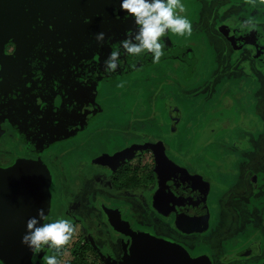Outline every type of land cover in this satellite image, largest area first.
Masks as SVG:
<instances>
[{"label":"flooded vegetation","instance_id":"1","mask_svg":"<svg viewBox=\"0 0 264 264\" xmlns=\"http://www.w3.org/2000/svg\"><path fill=\"white\" fill-rule=\"evenodd\" d=\"M201 1L198 15L193 16L197 23L192 25L199 36L171 33L175 42L192 51L191 75L184 65L170 62L169 69H153L151 74L150 83L159 92L151 90L145 77L133 79L118 95L105 87L98 97L109 103L107 118L39 153L26 148L13 126L0 122V169L16 160L46 166L53 203L41 222L67 218L75 229L60 251L32 252L31 264H43L46 255H55L59 264H128L127 239L113 232L109 222L177 243L192 254H205L211 264L264 262V97L256 96L251 86H264V27L259 25L264 24V11L242 8L243 14L237 6L235 13L231 9L237 4ZM239 78L248 80L251 87L246 92L234 89ZM192 81L195 86L186 88ZM139 90L151 94L144 99ZM240 96L243 102V97H253L249 103L253 126H245L244 119L237 127L242 137L225 134L214 143L217 157L195 158L193 129L183 125L180 103L165 97L210 105L213 97H231L237 104ZM206 145L200 152H206ZM175 173L184 180L182 189H176ZM161 179L170 180L166 196L161 194ZM191 189L198 195L204 230L186 234L177 229L175 213L190 207L181 202H186ZM14 203L7 215L0 207V223L8 227L17 225ZM209 231L214 232L213 245L195 249L192 239Z\"/></svg>","mask_w":264,"mask_h":264},{"label":"water","instance_id":"2","mask_svg":"<svg viewBox=\"0 0 264 264\" xmlns=\"http://www.w3.org/2000/svg\"><path fill=\"white\" fill-rule=\"evenodd\" d=\"M118 3L119 0H0V122L13 126L27 149L37 153L48 150L56 141L76 135L91 122L107 118L109 103L98 95L105 87L114 93L111 85L117 81L165 62L184 65L188 75L193 72L191 49L175 42L168 31L161 38L165 47L158 63H151L150 55L139 59L122 57L121 68L105 77L101 61L133 28L131 20L114 18L113 9H118ZM100 32L110 40L98 47L94 36ZM224 35L231 40L228 33ZM10 45L11 52L7 50ZM174 176L179 183L175 188L182 189L183 179L176 173ZM51 181L49 169L39 162L16 160L7 169H0V207L6 210L15 202L17 223L15 227L0 223L3 264H31L32 252L19 242L27 220L24 215L44 208L49 216L53 203ZM161 181L160 193L166 196L170 180ZM187 196L181 206L190 207L184 206V212L176 211L175 225L182 233H201L204 225L198 195L191 189ZM109 226L126 237L128 264H211L207 255L192 254L148 232L113 222Z\"/></svg>","mask_w":264,"mask_h":264},{"label":"clouds","instance_id":"3","mask_svg":"<svg viewBox=\"0 0 264 264\" xmlns=\"http://www.w3.org/2000/svg\"><path fill=\"white\" fill-rule=\"evenodd\" d=\"M113 12L115 19L131 20L133 28L101 61L100 69L105 77L121 68L122 57L139 59L150 55L151 63H158L165 47V40L161 38L168 31L177 36H187L192 32L191 22L183 15L185 6L182 0H119L118 9H113ZM94 40L100 47L101 42L106 45L110 37L105 39L104 33L100 32L95 34ZM44 217L45 209L39 208L35 216L25 221V230L19 242L30 252L43 249L60 251L73 237L75 229L69 219L41 222ZM0 264L3 262L0 261ZM43 264H59V261L55 255H46Z\"/></svg>","mask_w":264,"mask_h":264},{"label":"rangeland","instance_id":"4","mask_svg":"<svg viewBox=\"0 0 264 264\" xmlns=\"http://www.w3.org/2000/svg\"><path fill=\"white\" fill-rule=\"evenodd\" d=\"M260 1L262 3L264 2L262 0ZM201 2H202L201 0H183L182 1L184 6H186V9L183 15H185L188 18V20L191 22V25H193L194 23H197L198 18L197 17L195 18L193 16L198 15L200 7H201L200 6ZM221 2L222 3L231 2L233 4H237L236 8L234 7L233 9H231L232 12H235V13L238 12L237 6L239 7V13H243L241 11L246 8H249L250 12L252 11V9H254L256 12H259V13L264 11L263 10L264 7H262L263 5L260 6L259 3L261 2H259L258 0H229V1L221 0ZM246 2H248L249 5L243 6ZM249 2L251 3V5ZM256 2L258 4H256ZM259 25L264 27V24L262 23H260ZM191 35L199 36L198 34H195V32L193 31ZM169 64L170 62L161 63L160 65L152 69L158 70V68L161 69L164 66L167 69H169L170 68V66H168ZM153 71L154 70L135 73L134 75L128 78H125V80L123 81H119V82L117 81L116 83H113L111 85L113 92L116 95H118L120 92L122 93V90H125V87L129 86L132 83L131 81L133 79H141L145 77L147 78L149 84H151L150 78L152 77L151 74L153 73ZM193 81H194V78H193ZM193 81L190 87L188 86H185V87L193 88L195 86ZM238 81L240 83L237 84V88L233 87L234 89L246 92L247 89L252 86L256 96L264 97V86L262 87H257V85L250 86L248 84V80L243 81V78H239ZM153 89L159 92L157 90V87H155V85L152 86L151 90ZM151 90H149L148 92H145V91L142 92L141 90H139L138 95L139 97L145 99L151 94ZM229 93H231V91ZM225 94H228V92ZM213 98L214 99L210 103V105H208L209 103L208 101L206 103L201 101V103L197 105L196 100H191V99L187 100V98H184V97H165V99H169L170 103H172V101H175L176 103L177 102L180 103L179 108L183 116V125H189L190 128L194 130V132L193 130H190L191 132L190 137L192 138V141L194 140L196 141L194 146L193 145L191 146V153L193 154L195 158L202 157L204 159H207V158L217 157V150L215 149L214 143L218 141L219 138L223 140L225 134L228 135V138L232 137V139L234 137L236 139L242 137V132H240L239 128L237 127H239L242 124V121H244V119L247 118L245 126H251V127L253 126V121L251 119L253 115V112L251 110L252 105H249L250 100L253 97H248V96L243 97V98H246L245 101L243 102L240 96L239 100L236 101L237 104H233L231 97H213ZM234 105L236 106V108L234 107ZM231 132H233L234 134L233 133L231 134ZM202 144H208L205 146L206 148L205 153L200 152V146ZM213 235H214V232L209 231L201 237L197 236L196 238H194V240L192 239V242H194L198 246V247L195 246V249H198L200 247L203 250L204 248L208 249L209 246H212L213 240L211 239V237H213ZM204 245L206 247H204Z\"/></svg>","mask_w":264,"mask_h":264},{"label":"crops","instance_id":"5","mask_svg":"<svg viewBox=\"0 0 264 264\" xmlns=\"http://www.w3.org/2000/svg\"><path fill=\"white\" fill-rule=\"evenodd\" d=\"M227 1H229V0H227ZM259 2H261L260 0H258ZM262 1H264V0H262ZM224 3H231V2H224ZM246 3H248V2H246ZM250 3V2H249ZM256 4H258L257 2H256ZM259 4H262V5H264V2L262 3H259Z\"/></svg>","mask_w":264,"mask_h":264}]
</instances>
